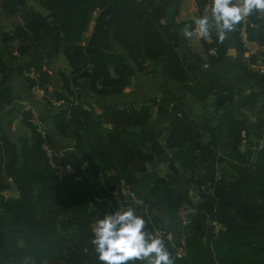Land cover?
<instances>
[{
	"label": "trees",
	"instance_id": "obj_1",
	"mask_svg": "<svg viewBox=\"0 0 264 264\" xmlns=\"http://www.w3.org/2000/svg\"><path fill=\"white\" fill-rule=\"evenodd\" d=\"M194 2L199 14L209 5L211 18L212 0ZM0 10L23 21L11 33L1 31L0 44L18 40L20 55L32 50L27 61L12 57L17 75L30 87L34 80L28 73L46 79V61L62 53L70 67L64 86L81 79L95 97L121 95L135 65L140 69L143 61L162 59L165 78L202 102L214 98L212 109L201 114L185 98L172 99L160 140L155 129L146 128L152 112L145 102L86 107L78 93L72 100L58 93L63 104L51 113L53 129L86 162L90 181L70 155L53 150L32 111L21 109L19 122L28 135L13 140L0 128V264H102L91 243L93 228L106 214L128 209L145 219L146 239L163 240L174 264H264V115L251 132L229 111L239 86L178 51L179 33L167 21L166 0H0ZM94 13L92 30L82 41ZM242 33L264 46V13L254 10L233 31V75L264 88V75L249 68L255 57L247 54ZM200 43L207 64L225 58L227 46L216 28ZM9 74L0 47V116L17 99L7 84ZM207 115L216 123L204 121ZM178 149L188 155L184 183L148 169L165 151ZM60 166L73 171L59 177ZM9 182L16 197L1 195ZM191 184L197 186L194 199L188 195ZM183 206L193 213L182 215ZM212 222L220 225L216 231ZM181 240L191 261L176 256Z\"/></svg>",
	"mask_w": 264,
	"mask_h": 264
},
{
	"label": "rangeland",
	"instance_id": "obj_2",
	"mask_svg": "<svg viewBox=\"0 0 264 264\" xmlns=\"http://www.w3.org/2000/svg\"><path fill=\"white\" fill-rule=\"evenodd\" d=\"M28 4L42 14L48 13L46 9L41 7L35 1H29ZM166 10L167 21L170 25L172 27H184V30L192 27L197 29L195 21L205 15L210 18L209 5H206L204 11L199 14L194 0H181L179 3L175 0H166ZM95 15L96 13L92 15L88 23L87 28L83 33L82 41H85L91 32ZM210 22L214 29L215 21L210 18ZM18 24H23V21L18 15L5 14L0 10V32L5 31L11 33L14 27ZM181 32L183 34V30ZM243 34L244 33H242V35ZM199 36L200 34L196 32L195 38L190 42V45H182L179 48V52H185L188 50L190 53L198 51L205 54L201 43L198 40ZM206 39L209 41V38ZM18 45V40L10 42L9 44H0L4 60L10 67L7 84L10 85L17 96L15 103L0 116V128L13 140H15L17 136L28 135V130L19 122V113L21 109H30L33 113L34 121L38 124L39 128L45 132V135H49L53 150L60 154L70 155L73 158L74 163L81 166L83 174L89 181L92 179L86 168V162L75 153L71 142L65 139L62 135L56 133L53 129L50 117L51 113L55 108L59 107L60 103H62V100L56 99L58 93L62 94L69 100L75 99V95L78 93L82 98V103L86 107L95 105L99 108H105L112 102L121 101L145 102L150 105L152 112L151 120L146 128L155 129L160 140L165 136L168 119L167 104L172 99L185 98L196 114H201L205 110L212 109L213 96H209L205 102H202L186 92L179 82L165 78L162 72V59L154 62L143 61L140 63V69H137V66L135 65L134 76L132 77L130 84L124 88L123 93L119 96L110 95L106 97H95L89 92L87 83L81 79H79L76 84L71 81L69 88H66L63 83L64 78L70 77V67L62 53H59L55 57L46 61L44 69L48 71V76L46 79H41L34 74L32 77L34 84L30 87L24 78L17 75V63L12 57H16L18 61L24 62L32 56L33 52L30 50L27 54L20 55L16 51ZM190 55V59L195 60L200 67L203 66L205 60L201 59L198 61L192 56V54ZM229 66L230 63H226V65L221 66V68L223 67V70L225 71V69L228 70ZM249 68H251L250 65ZM257 93L259 92L255 93L254 89L252 90L249 86H240L239 92L236 96L237 103L235 107L233 105L232 108L229 109L232 114L245 119L251 132L254 131V125L251 121L255 120L257 116L264 115V99L261 97L263 94L258 96L256 95ZM204 121L216 123L217 119L213 116L207 115L204 117ZM47 147L48 146L45 145V148ZM53 150L47 148V153L50 154ZM187 158L188 155L181 149L174 152L165 151L161 157L148 164V169L157 175L165 177L174 176V181L184 183L185 179L188 177V171L185 169ZM172 166L178 169L179 172L175 173ZM72 171V167L69 169L57 168V174L61 175ZM196 194L197 186L191 184L188 190L189 198L194 199ZM1 195L4 197H16L18 195L16 186L9 182L8 188L2 191ZM180 213L182 215L193 213V209L189 206H183ZM168 237H170V235ZM177 253V257L185 255L187 259L191 261V256L187 254L183 241L182 245L178 248ZM138 261L141 264H148L147 258Z\"/></svg>",
	"mask_w": 264,
	"mask_h": 264
},
{
	"label": "clouds",
	"instance_id": "obj_3",
	"mask_svg": "<svg viewBox=\"0 0 264 264\" xmlns=\"http://www.w3.org/2000/svg\"><path fill=\"white\" fill-rule=\"evenodd\" d=\"M254 10L264 13V0H239V3L234 0H212L211 19L215 21L219 42L223 43L227 33ZM195 24L198 34L204 38L210 37L213 25L207 15L197 19ZM183 35L191 38L193 32L185 29ZM145 224V219L136 215L133 209L118 210L99 219L93 228L91 243L102 264H127L145 258L148 264H174L162 239H146Z\"/></svg>",
	"mask_w": 264,
	"mask_h": 264
},
{
	"label": "crops",
	"instance_id": "obj_4",
	"mask_svg": "<svg viewBox=\"0 0 264 264\" xmlns=\"http://www.w3.org/2000/svg\"><path fill=\"white\" fill-rule=\"evenodd\" d=\"M176 31H178V33H179V41H180V46H179V48L183 45L184 46V44H186V45H190V42H192L193 40H194V38H195V33L197 32L196 30L197 29H195L194 27H192V28H190V29H187L188 31H191V32H193V35H192V37L191 38H186L183 34H182V30L184 31V27H173ZM181 29V30H180ZM214 29H215V27H214ZM234 31V30H233ZM233 31H231V32H228L227 33V35H226V38H225V43H226V46H227V52H226V56H225V58L221 61V62H219V63H217V64H207V58H206V54H202V53H200V52H198V51H196V53L197 54H199L200 55V57H201V59H203V60H205V62L203 63V66L202 67H200L197 63H196V61L195 60H193V59H191L192 61H193V63H195L198 67H200V68H202V69H205V70H215V71H217L219 74H221L222 76H224L225 78H228L229 80H231V81H233L236 85H238L239 87L237 88V94H238V92H239V88H240V86H244V85H246V86H249V87H251L252 88V90L254 89V92L256 93V92H259V93H257L256 95H258V96H261L262 94H263V96H261L263 99H264V88H256L255 87V81H253V80H246V79H241V78H237V77H235L234 75H233V64H234V58H235V48H234V39H233ZM201 37H203V36H199L198 37V40H199V42H200V38ZM179 48H178V51H179ZM193 52H195V51H193ZM185 54H187L188 56H189V58H191V53L188 51V50H186L185 52H184ZM226 63H230V66L228 67V70H226L225 69V71L223 70V67L221 68V66H225L226 65ZM264 101V100H263ZM236 103H237V100H236V102L233 104L234 105V107H235V105H236ZM232 105V106H233ZM232 106L229 108V109H231L232 108ZM237 107V106H236ZM230 111V110H229ZM231 112V111H230ZM232 113V112H231ZM236 116V115H235ZM257 117H259V116H257ZM256 117V118H257ZM240 119H242L243 121H245V119H243V118H240ZM246 122V121H245ZM252 122V124L254 125V123H255V120H253V121H251ZM166 131H167V128H166ZM165 131V132H166Z\"/></svg>",
	"mask_w": 264,
	"mask_h": 264
},
{
	"label": "built area",
	"instance_id": "obj_5",
	"mask_svg": "<svg viewBox=\"0 0 264 264\" xmlns=\"http://www.w3.org/2000/svg\"><path fill=\"white\" fill-rule=\"evenodd\" d=\"M237 3H239V0H237ZM246 19H247V16L244 17L241 22L245 23ZM242 40H243L244 48L247 51V54L253 55L255 57V61L250 64L251 69L254 70L259 75H264V46L258 44L255 41L247 40L245 34L242 35ZM28 74H29V76H33L34 75L33 70H31ZM39 130L42 134H45V132L43 130H41L40 128H39ZM59 168L60 169L61 168L69 169L70 167L69 166H65V167L60 166ZM58 176L61 177L62 175L58 174ZM212 225H213L214 231H216L220 226L216 222H212ZM177 252H178V250H177ZM177 255H178V253H177Z\"/></svg>",
	"mask_w": 264,
	"mask_h": 264
}]
</instances>
